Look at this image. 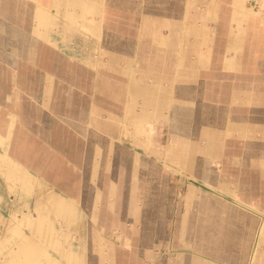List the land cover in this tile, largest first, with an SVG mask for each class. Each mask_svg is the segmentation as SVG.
Here are the masks:
<instances>
[{
    "label": "crops",
    "instance_id": "obj_1",
    "mask_svg": "<svg viewBox=\"0 0 264 264\" xmlns=\"http://www.w3.org/2000/svg\"><path fill=\"white\" fill-rule=\"evenodd\" d=\"M173 1L178 2V8L169 9ZM147 2L154 8H147ZM195 7L196 0H0V50L10 47L9 40L14 50L11 57H4L0 51V168L11 178L21 177L27 183V200L37 206L54 203L56 210L64 213L63 223L76 230L88 224L94 226L87 235L76 232L72 240L93 241V250L99 249L94 242L122 240L124 243L115 248L118 254L114 264H167V260L163 255L156 256L153 245L145 243L148 228L140 220L143 215L137 207L135 210L130 206L126 211L122 195L110 196L109 188L116 185L108 184L106 178L116 176V161L128 156L122 158L115 150L112 154L109 151L103 157L108 163L100 168L98 146L101 139L104 144L115 143L116 122L121 126L125 122L117 120V114L125 117L131 98H147L149 86L155 89L149 80L183 78L173 69L166 72L171 73L170 77L159 76L156 69L149 70V61L174 66L179 64L181 48H187L186 66L198 63L194 58L190 60L196 44H181L185 40L183 32L192 36L201 32L192 19ZM253 16L264 24V14ZM191 38L186 37L187 43ZM236 39L241 41L243 36ZM149 43L156 45L151 46L157 50L154 56L146 51ZM258 107H264V101ZM145 110L139 102L133 121L138 132L147 123L146 115H139ZM134 158L142 159L138 155ZM262 166L256 169L260 177H264ZM101 177L105 185L100 191ZM227 182L240 185L238 180ZM261 182L264 187V180ZM188 198L184 239L186 248L192 250L177 254L169 264H245L249 256L246 248L220 257L202 249L200 241L193 245L195 239L190 234L202 239L203 231L190 211L205 208L207 193L192 188ZM247 200H257V206L264 209V196L253 193ZM214 204L225 211L231 208L221 201ZM244 206L254 213L253 207ZM240 213L243 221L254 228L255 218ZM133 218L140 221L134 222L132 232L129 225ZM261 218L264 223V215ZM48 225L35 223L34 227L44 233L49 232ZM235 229L234 239L239 241L240 232ZM126 241H131L130 251ZM223 246L231 250L228 240ZM239 246L236 244V249ZM23 247L21 255L11 257L20 258L12 264H41L38 258L44 254L34 251L37 247L32 241ZM238 256L239 261L234 259ZM262 257L264 238L256 264H264Z\"/></svg>",
    "mask_w": 264,
    "mask_h": 264
},
{
    "label": "rangeland",
    "instance_id": "obj_2",
    "mask_svg": "<svg viewBox=\"0 0 264 264\" xmlns=\"http://www.w3.org/2000/svg\"><path fill=\"white\" fill-rule=\"evenodd\" d=\"M177 3H170L169 9L177 7ZM146 7L154 8L150 2ZM195 8L192 19L201 32L193 36L183 32L185 40L181 44H196L190 60L194 58L198 63L186 66L187 48L183 51L181 48L179 64L174 66L149 61V70L156 69L159 76L170 77L171 73L166 72L173 69L181 72L183 78L152 83L149 80L155 89L149 86L147 98L137 101L131 98L125 117L117 114V120L125 122L123 127L116 122L115 143L104 144L101 139L100 168L108 163L103 157L109 151L112 154L115 150L122 158L128 156L126 160L116 161V176L106 178L108 184L116 185L109 188L110 196L122 195L126 211L130 206L135 210L137 207L143 215L140 220L148 228L145 232L149 239L145 243L153 245L155 255H163L167 264L177 254L192 250L186 248L187 239H184L188 193L192 188L207 193L205 208L190 211L191 218L198 221L196 224L203 231L202 239L198 234H190L195 239L193 245L200 241L202 249L220 257L235 255L246 248L249 256L245 264H256L263 245L264 209L257 206V200L247 199L253 193L256 197L264 196L261 184L264 177L256 170H261L264 164V107H258L264 101V24H259L253 16L264 14V0H196ZM239 36H243L241 41L236 39ZM186 37L193 38L187 43ZM12 43L9 40L10 47L0 50L4 57H11ZM154 45L149 43L146 50L153 56L157 53L156 45L152 48ZM187 70L189 74H185ZM139 102L147 109L138 113L147 117L140 132L133 122ZM137 155L142 159H135ZM104 179L99 178L100 191ZM229 179L238 180L240 185L227 182ZM23 181L21 177L11 178L0 168L3 197H0V264H12L16 257L12 260L11 257L21 255L27 241L36 245L34 251L44 254L39 258L41 264L116 263L115 248L124 243L122 240L113 241L117 245L114 247L112 242H94L98 243V250L90 246L93 241L72 240L76 232L87 235L94 231V226L88 224L76 230L63 223L64 213L58 212L54 203L48 201L37 206L33 200L26 199L27 183ZM220 201L231 208L225 211L214 204ZM244 204L253 207L254 213ZM239 211L255 218L254 228L250 222L243 221ZM137 219L133 218L129 225L132 232ZM35 223L49 224V232L38 233ZM235 228L240 232L239 241L234 239ZM161 236L164 239L155 238ZM225 240L230 242L231 250L223 246ZM236 244L240 245L237 249ZM130 246L131 241H126L127 250ZM239 258L234 257L237 261ZM18 260L19 257L15 261Z\"/></svg>",
    "mask_w": 264,
    "mask_h": 264
},
{
    "label": "bare ground",
    "instance_id": "obj_3",
    "mask_svg": "<svg viewBox=\"0 0 264 264\" xmlns=\"http://www.w3.org/2000/svg\"><path fill=\"white\" fill-rule=\"evenodd\" d=\"M37 253V252H36ZM36 255V254H35ZM38 255V254H37ZM36 257V256H35ZM37 258V257H36ZM39 259V258H38ZM33 261V260H32ZM20 262V261H19ZM22 263H23V261H22Z\"/></svg>",
    "mask_w": 264,
    "mask_h": 264
}]
</instances>
